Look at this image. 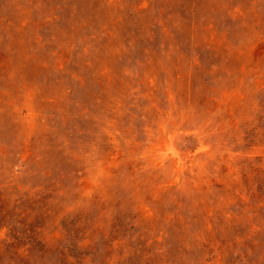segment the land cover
I'll list each match as a JSON object with an SVG mask.
<instances>
[{"label": "rangeland", "instance_id": "obj_1", "mask_svg": "<svg viewBox=\"0 0 264 264\" xmlns=\"http://www.w3.org/2000/svg\"><path fill=\"white\" fill-rule=\"evenodd\" d=\"M0 264H264V0H0Z\"/></svg>", "mask_w": 264, "mask_h": 264}]
</instances>
